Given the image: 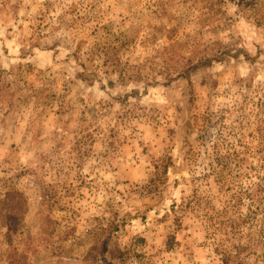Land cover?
Masks as SVG:
<instances>
[{
	"label": "rangeland",
	"instance_id": "1",
	"mask_svg": "<svg viewBox=\"0 0 264 264\" xmlns=\"http://www.w3.org/2000/svg\"><path fill=\"white\" fill-rule=\"evenodd\" d=\"M106 261L264 264V0H0V264Z\"/></svg>",
	"mask_w": 264,
	"mask_h": 264
},
{
	"label": "trees",
	"instance_id": "2",
	"mask_svg": "<svg viewBox=\"0 0 264 264\" xmlns=\"http://www.w3.org/2000/svg\"><path fill=\"white\" fill-rule=\"evenodd\" d=\"M104 250H106V247L104 248ZM105 264H111V263H108V262L106 261Z\"/></svg>",
	"mask_w": 264,
	"mask_h": 264
}]
</instances>
